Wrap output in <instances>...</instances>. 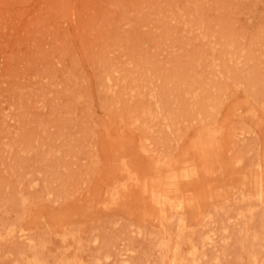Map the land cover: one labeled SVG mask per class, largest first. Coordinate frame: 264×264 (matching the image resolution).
Here are the masks:
<instances>
[{
    "label": "rangeland",
    "instance_id": "obj_1",
    "mask_svg": "<svg viewBox=\"0 0 264 264\" xmlns=\"http://www.w3.org/2000/svg\"><path fill=\"white\" fill-rule=\"evenodd\" d=\"M213 58L254 75L264 103V0H0V224L22 226L50 260L124 264L129 252L138 264L155 258L157 227L137 225L149 205L136 186L110 202L114 165L175 202L226 203L216 198L264 166V110L239 79L212 74ZM141 96L166 101L175 122L151 118L146 132L132 121ZM18 233L1 238L0 264L27 252ZM235 240L217 242L229 264Z\"/></svg>",
    "mask_w": 264,
    "mask_h": 264
},
{
    "label": "bare ground",
    "instance_id": "obj_2",
    "mask_svg": "<svg viewBox=\"0 0 264 264\" xmlns=\"http://www.w3.org/2000/svg\"><path fill=\"white\" fill-rule=\"evenodd\" d=\"M214 59H212L213 75L220 74L223 77L239 79V72L236 74L234 73L235 71L230 73L234 67L227 68V66L220 65L219 62L214 63ZM228 59L231 60L232 57L230 56ZM236 66L238 65L236 64ZM112 71L113 69H109L103 74L104 79L108 82V89ZM250 76L253 77L254 75L250 74ZM250 76L246 80L239 79L238 82L239 84H243L244 90L264 110V103L262 102L263 104H260L258 102V98L260 97L253 96L250 93L251 90L254 91L255 89L251 87L252 82L250 80L252 79ZM185 93L187 95L188 91H185ZM182 94L184 95L183 92ZM177 98L182 104L183 99ZM141 99L142 96L138 98V101H142ZM164 103L167 104L166 101L157 98L154 99L153 104H150L146 100L145 102L142 101L140 103L141 109H136L137 111L132 113V121L139 123L142 121L146 132H148L149 126L147 121L151 118L163 124L164 122L174 123L175 120L172 117L171 119L169 118L171 112ZM182 109L184 110V107ZM255 109L256 106H252L248 112L250 113L252 110L253 113H251L254 114L253 110ZM235 110L236 107L235 109L231 107L228 113L235 114ZM263 122V119H260L259 126ZM234 132L231 135L235 136L236 133ZM240 132V135H244L246 130L241 129ZM237 138L239 139L238 136H236ZM148 139V137H144L143 140ZM236 139L233 138L231 142H236ZM149 144H151V141L143 144L144 150L156 152L155 147L149 146ZM233 146L234 144L226 150L233 153ZM231 153L229 154V158H233ZM156 155L159 160H162V155L160 156L157 152ZM112 170L114 172L113 183L115 185H113V191L110 193V202H121V197L135 192L133 191V187L136 186L139 192V199L148 202L149 205L148 213L144 209L140 212L141 215L139 214L137 217V225H139L140 220V222L145 221L146 224L157 227V233L150 237L151 248L155 250V258L152 260L143 259L138 264H229V261L225 258V252H223L225 248H219V250H222L223 255L217 252V242L221 239V243H226L232 236L236 237L235 241L238 252L234 255V258L239 264H261L264 262V166L258 171L252 170L249 173L251 175L249 179L243 181L235 189L227 190L224 195L216 198L218 200H224L226 203L219 204L218 206L214 204L215 207L213 206V208L201 210L197 209V205L191 201L184 202L185 204L173 201L161 185L155 184L152 181L148 182L145 177L139 178L131 176L128 172V166L125 163L114 165ZM119 176H122L121 180H118ZM38 196L41 197L40 195ZM20 200L22 209L27 208V198ZM189 224L198 225L200 229L203 228L198 231L197 238L196 235H193L192 230L188 233L186 232ZM231 226L234 230L229 229ZM17 232H19L17 237H22V240L26 241L27 252H23V249H18L16 246L11 264H70L62 256H55L51 260L47 259L37 247L33 237L29 236L22 226L14 227L8 224V222L0 224V241L1 238L4 240L9 239L11 235H16L15 233ZM136 233L143 235L140 229ZM63 237L64 233L60 238L62 242L65 241ZM17 245L19 246L20 244ZM210 248H213V251L211 250L208 253L206 250ZM123 254H125V257H121V260L124 264H129L131 254L129 252ZM105 258H108V255H105ZM104 263L106 264V260Z\"/></svg>",
    "mask_w": 264,
    "mask_h": 264
}]
</instances>
